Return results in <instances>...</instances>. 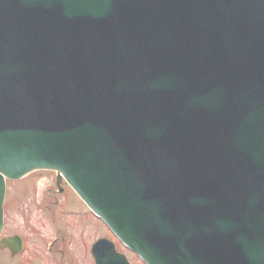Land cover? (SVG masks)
Returning a JSON list of instances; mask_svg holds the SVG:
<instances>
[{"label":"water","instance_id":"1","mask_svg":"<svg viewBox=\"0 0 264 264\" xmlns=\"http://www.w3.org/2000/svg\"><path fill=\"white\" fill-rule=\"evenodd\" d=\"M37 169L145 264H264V0H0V233Z\"/></svg>","mask_w":264,"mask_h":264},{"label":"rangeland","instance_id":"2","mask_svg":"<svg viewBox=\"0 0 264 264\" xmlns=\"http://www.w3.org/2000/svg\"><path fill=\"white\" fill-rule=\"evenodd\" d=\"M61 188L55 172L45 169L7 181L3 234H20L25 247L15 255L0 249V264H94L90 246L101 237L111 240L130 264H144L67 184Z\"/></svg>","mask_w":264,"mask_h":264},{"label":"flooded vegetation","instance_id":"3","mask_svg":"<svg viewBox=\"0 0 264 264\" xmlns=\"http://www.w3.org/2000/svg\"><path fill=\"white\" fill-rule=\"evenodd\" d=\"M61 184H63V185H66L62 180H60L59 181V183L57 184V181H56V186H57V188L59 189V190H61L62 188H61ZM60 185V186H59ZM15 234V233H14ZM4 235H6V234H4ZM18 235H20V234H18ZM21 236V235H20ZM21 238H22V250H24V247H25V241H24V238L21 236ZM65 239V237H62V240H64Z\"/></svg>","mask_w":264,"mask_h":264}]
</instances>
